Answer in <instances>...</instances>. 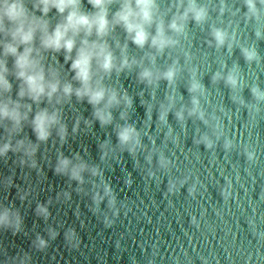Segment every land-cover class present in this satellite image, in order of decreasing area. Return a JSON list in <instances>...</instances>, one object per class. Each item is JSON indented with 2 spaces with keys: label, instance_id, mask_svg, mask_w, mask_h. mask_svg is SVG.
I'll return each instance as SVG.
<instances>
[{
  "label": "water",
  "instance_id": "95a60500",
  "mask_svg": "<svg viewBox=\"0 0 264 264\" xmlns=\"http://www.w3.org/2000/svg\"><path fill=\"white\" fill-rule=\"evenodd\" d=\"M33 2L25 0L30 10ZM174 2L157 0L166 34L176 41L162 51L150 40L138 47L121 26L105 37L116 65L124 56L130 63L104 79L121 98L109 109V124L101 125L92 105L74 95L60 104L55 98L51 103L24 98L21 105H31V111L21 107L27 119L18 129L0 121V146H11L0 156V206L14 208L22 219L15 235L0 228V264L25 253L30 264H264V100L252 94L254 87L264 91V6L257 0V19L245 0H198L207 19L199 24L189 19L178 34L167 27L183 11ZM84 7L91 10L87 0ZM46 18L50 28L61 19L55 9ZM214 29L227 33L223 45H217ZM149 31L154 35L155 26ZM34 46L40 47L39 33ZM245 48L255 49L257 58L246 60ZM42 54L46 68L59 70L62 84L79 86L63 51ZM6 62L12 85L6 96L17 100L21 81L14 58ZM169 68L176 70L172 81L164 78ZM144 70L151 71V83L140 78ZM233 70L236 88L226 83ZM217 73L220 79H214ZM193 79L201 85L195 93L189 91ZM193 96L203 119L189 115ZM44 108L58 110L60 120L40 141L31 122ZM125 126L136 129L138 144L119 143L117 133ZM62 158L71 165L57 173ZM81 163L87 166L83 183L70 177L71 166ZM106 184L115 197L112 206ZM97 194L103 197L98 205ZM39 205L47 208V217L37 213ZM69 231L77 246L66 241ZM38 236L48 242L43 251L33 246Z\"/></svg>",
  "mask_w": 264,
  "mask_h": 264
},
{
  "label": "clouds",
  "instance_id": "9594fccd",
  "mask_svg": "<svg viewBox=\"0 0 264 264\" xmlns=\"http://www.w3.org/2000/svg\"><path fill=\"white\" fill-rule=\"evenodd\" d=\"M91 5V10H86L84 0H34L30 10L25 0H0V121L8 120L14 129H18L23 120L27 119V112L22 113L21 107H26L31 111V105H21L20 101L24 98L40 103L47 99L49 103L55 98L56 103L60 104L64 99H71L74 95L78 101L86 100L92 105L93 116L101 125L109 124L112 120V113L109 109L118 106L121 98L115 90L109 89L104 84L106 76H110L113 70L122 71L130 67L126 56L122 59L119 66L116 65V57L105 37L114 30L116 26H121L128 34V37L138 47L150 40L151 46L159 51L165 47L175 44L166 34L165 21L159 12L157 0H87ZM248 12L251 17L259 18L260 10L257 7V0H245ZM259 4L264 6V0H259ZM115 6L116 10L112 9ZM173 7L183 9L173 15L167 27L175 33H183L189 19L197 24L207 19V8L198 3V0H175ZM55 9L61 19L54 28H50V21L46 17L49 12ZM39 10L42 16H37L35 11ZM111 17V18H110ZM155 26V34L152 35L149 29ZM37 33H39L40 47L34 46ZM95 35L96 39L90 37ZM218 46L225 43L227 33L221 29H214L212 33ZM259 37L261 33L258 31ZM81 37L79 47L77 38ZM23 45V51L19 47ZM75 50V56L73 51ZM60 53L64 52L65 61H71L70 71L74 73L72 80L79 86L74 87L72 82L61 83L59 70L55 67H45L43 52ZM124 50H122L123 52ZM246 60L253 61L257 58L255 49H242ZM14 58V75L21 81L18 91V99L12 100L6 96L12 90L9 82L6 58ZM175 68H169L164 73V78L172 81L175 77ZM140 78L151 83L152 73L144 70L140 73ZM217 73L214 79H220ZM226 83L232 88L238 85V78L235 70L226 77ZM201 89L198 81L193 79L190 92L195 93ZM62 94V95H60ZM252 94L258 100H264V91L254 87ZM127 105H131V100L127 96L123 97ZM103 105V107H101ZM192 109L189 115L198 114L201 119L204 113L199 109V101L193 96ZM167 110L161 113V120L165 118ZM178 119H183V113H176ZM123 118V113H122ZM59 111L49 112L47 108L41 109L35 114L32 120L33 131L40 141L47 140L50 135V128L59 123ZM65 129L60 128L61 138L63 139ZM118 141L121 145L139 143L138 133L132 126L120 128L117 133ZM23 141L18 142V146H23ZM11 146L5 143L0 146V156H4ZM133 149H129L132 151ZM34 149L29 154H33ZM71 161L62 158L56 168L57 173L69 171ZM86 165L81 163L70 168L71 179L83 183L81 173L86 169ZM93 175H98L97 169H92ZM105 195L110 196L109 205L115 203L111 188L105 185ZM103 197L97 194L94 197L98 205ZM37 213L47 217L48 210L43 205L37 207ZM22 219L19 212L12 207L0 206V228L10 229L13 234L21 231ZM50 238L55 239L56 233L50 232ZM66 241L77 246L78 241L75 233L69 231L65 233ZM38 250L43 251L48 247V242L42 237H37L33 245ZM31 257L25 253L13 258L10 264H30Z\"/></svg>",
  "mask_w": 264,
  "mask_h": 264
}]
</instances>
